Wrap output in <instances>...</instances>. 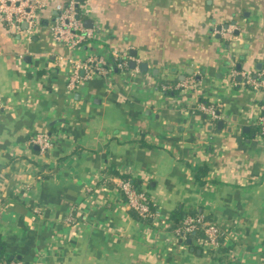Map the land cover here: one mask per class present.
<instances>
[{"label":"crops","instance_id":"0c3cea01","mask_svg":"<svg viewBox=\"0 0 264 264\" xmlns=\"http://www.w3.org/2000/svg\"><path fill=\"white\" fill-rule=\"evenodd\" d=\"M46 1L29 39L0 22L5 254L17 264H264V88L240 74L264 76V0H76L98 26L77 51L48 29L67 0ZM126 49L138 72L113 68L68 90L67 55ZM41 132L44 154L28 142ZM121 175L146 191L154 222L126 206ZM176 208L219 224L227 260L200 238L197 252L174 238Z\"/></svg>","mask_w":264,"mask_h":264},{"label":"built area","instance_id":"2783aa9c","mask_svg":"<svg viewBox=\"0 0 264 264\" xmlns=\"http://www.w3.org/2000/svg\"><path fill=\"white\" fill-rule=\"evenodd\" d=\"M46 3V0H0V22L6 24L13 32L29 39L38 24L39 13ZM54 10L48 29L55 41L60 42L70 50L77 51L84 43L96 37L97 24L94 27H87L84 24L76 0H67L64 3L58 2L55 4ZM66 58L70 64L67 80L68 90L73 89L76 83L88 80L95 75H103L109 78L113 68L125 75L138 72L137 66H129L130 60L133 59L137 62L138 60L129 55L128 49L91 53L84 57L67 55ZM240 74L244 81L249 83L255 90L264 88L263 74L254 76L247 71L240 72ZM195 83V79L191 77L186 82H181L180 86H193ZM194 109L209 115L213 119L218 114L214 103L199 102L194 106ZM258 121L260 124L259 135L264 138V116H259ZM28 142L37 145L41 154H44L51 145L50 136L46 132L32 135ZM118 189L126 206L135 211L142 222L146 224L154 222L158 212L157 209L150 207V198L146 191L135 188L128 179L124 178L119 180ZM66 220L68 222L73 220L70 213L67 215ZM198 227L203 229L204 234L197 241L199 245L206 249L215 250L220 244L221 228L218 223L204 219L203 215L185 216L180 224L173 227L174 238L185 240L187 234L195 231ZM0 264L2 263L0 262ZM10 264H17V262L12 261Z\"/></svg>","mask_w":264,"mask_h":264},{"label":"trees","instance_id":"16d2710c","mask_svg":"<svg viewBox=\"0 0 264 264\" xmlns=\"http://www.w3.org/2000/svg\"><path fill=\"white\" fill-rule=\"evenodd\" d=\"M208 117H210L208 115ZM205 172V169L202 167L200 169H198L196 175H195V178L196 180H199L201 181V175ZM122 178L124 179H128V177H126L125 175H121ZM129 181H131L130 179H128ZM150 207L152 209H155V205L152 204V202L150 201ZM129 210L134 214L135 217H138L140 218L135 211H133L132 209L129 208ZM184 213L182 212V210L180 208H176L174 211H172V213H170V218L172 219V222L177 225V224H180L181 221L183 220V217H184ZM204 217V216H203ZM205 219V217H204ZM149 220V219H148ZM204 234H203V229H201L200 227H198L195 231L193 232H190L187 234V237L185 239L184 242L187 243V247L192 251V252H197L199 247H197L196 245L193 244V239L195 237H197L196 239L198 238H201L203 237ZM221 236V234H220ZM219 236V241H220V244L216 247V250L214 251H217V252H220V258H222V260H227L225 257L227 256V251H228V247L226 245H223L221 242V237ZM189 240V241H188ZM5 244H4V241L0 239V262L2 264H9L10 261L14 260L13 257H11V255H8V254H5ZM201 251V250H200ZM213 250H211L210 254L212 255L214 253ZM214 257V255H213Z\"/></svg>","mask_w":264,"mask_h":264},{"label":"water","instance_id":"95a60500","mask_svg":"<svg viewBox=\"0 0 264 264\" xmlns=\"http://www.w3.org/2000/svg\"><path fill=\"white\" fill-rule=\"evenodd\" d=\"M77 1H81V0H77ZM132 53L135 54V51L133 50ZM130 65L133 66V65H134V62H133V61H130ZM139 68H140L142 71H144V70H146V68H147V64H146L145 62H143V63H141V64L139 65ZM218 122L221 123V121H218ZM188 241H189V240H188Z\"/></svg>","mask_w":264,"mask_h":264}]
</instances>
